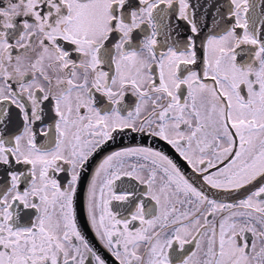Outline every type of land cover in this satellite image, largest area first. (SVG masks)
Segmentation results:
<instances>
[{
  "label": "snow or ice",
  "instance_id": "snow-or-ice-1",
  "mask_svg": "<svg viewBox=\"0 0 264 264\" xmlns=\"http://www.w3.org/2000/svg\"><path fill=\"white\" fill-rule=\"evenodd\" d=\"M126 131L202 184L151 146L104 155L83 208L117 264H264V0H0V264H107L80 184Z\"/></svg>",
  "mask_w": 264,
  "mask_h": 264
},
{
  "label": "flooded vegetation",
  "instance_id": "flooded-vegetation-1",
  "mask_svg": "<svg viewBox=\"0 0 264 264\" xmlns=\"http://www.w3.org/2000/svg\"><path fill=\"white\" fill-rule=\"evenodd\" d=\"M201 3H204L205 0H200ZM207 2H212V0H207ZM212 9L208 10V21L209 27H205L204 30L200 33V36L197 37V45L200 43V39L203 38L205 33L209 31L211 27V20H212ZM184 37L182 36L181 39ZM198 55L203 57V51L198 47L197 49ZM199 67V65H197ZM129 103H132V98L129 97ZM47 107V106H46ZM10 124L9 129L12 132L18 131L22 128L23 123L20 117L19 110L16 109L14 106H11L10 109ZM47 122V121H46ZM39 127V125H37ZM145 145L151 146L156 150H160L168 155L179 167L180 169L192 180L197 183V186L202 184V178L194 175L190 167L186 164L185 161L179 156L175 150L168 145L165 141L160 140L159 138L148 137L146 134L140 133H132L130 131H126L123 134H117L116 139L114 141L109 142L101 151H98L90 160L87 162V166L82 171V179L80 184V212H79V223L81 225L82 231L86 233L87 239L90 243L103 255L104 259L107 261V264H117L114 257L108 253L103 246L100 244L99 240L95 237L94 233L92 232L91 228L87 225L86 215L84 213L83 208V198H84V191L87 186L88 180L90 179L93 170L95 169L96 165L99 161L103 158L110 151L117 150L121 147L127 146H134V145ZM205 190L208 192L210 196L222 201V202H232L234 200H239L243 198L244 193H227V192H217L216 190L209 189L206 185L204 186Z\"/></svg>",
  "mask_w": 264,
  "mask_h": 264
}]
</instances>
